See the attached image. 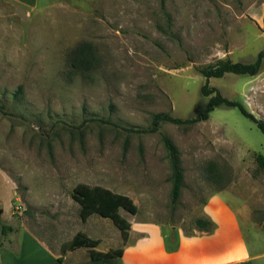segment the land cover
Listing matches in <instances>:
<instances>
[{
  "label": "rangeland",
  "instance_id": "rangeland-1",
  "mask_svg": "<svg viewBox=\"0 0 264 264\" xmlns=\"http://www.w3.org/2000/svg\"><path fill=\"white\" fill-rule=\"evenodd\" d=\"M263 14L264 0H39L33 8L0 0V246H22L29 231L52 247L78 230L108 242V232L94 228L103 217L81 221L71 197L78 184L129 196L137 211L120 209L127 220L189 231L219 189L264 219V170L255 159L264 156V135L237 108L142 131L154 113L187 118L205 107L201 68L254 61ZM83 41L97 59L75 71L71 58ZM209 85L264 120V60L256 75L226 73ZM164 136L183 168L175 203ZM2 224L12 227L5 237ZM24 247H36L31 237Z\"/></svg>",
  "mask_w": 264,
  "mask_h": 264
},
{
  "label": "crops",
  "instance_id": "crops-1",
  "mask_svg": "<svg viewBox=\"0 0 264 264\" xmlns=\"http://www.w3.org/2000/svg\"><path fill=\"white\" fill-rule=\"evenodd\" d=\"M12 1L26 8H33L39 3V0ZM258 22L264 27V14L261 19L258 18ZM225 191L216 190L203 202L201 215L210 218L215 225L210 232L195 228L186 232L181 226L135 218L128 220L130 228L124 241L121 231L118 228L115 230L103 217L96 220L94 228L106 230L108 242L81 230L77 232L97 239L98 244L93 249L98 252L122 248L119 257L94 262L90 259L88 247H78L62 254L61 246L68 243L77 232L58 247H52L44 238L29 231L24 232L22 238L31 237L32 243L36 245L32 252L24 247V240L20 243L22 246L15 248L2 245L0 264H35L30 258L35 257V254L45 259L39 264H264V228L259 223L261 219L254 218V210L246 201L229 192L236 201L234 203L226 199L223 195ZM90 216L81 221L87 223ZM247 228L252 231V235L249 233L248 236Z\"/></svg>",
  "mask_w": 264,
  "mask_h": 264
},
{
  "label": "trees",
  "instance_id": "trees-1",
  "mask_svg": "<svg viewBox=\"0 0 264 264\" xmlns=\"http://www.w3.org/2000/svg\"><path fill=\"white\" fill-rule=\"evenodd\" d=\"M96 59L92 44L83 41L78 43L75 47L70 64L75 71H89L94 66ZM263 60L264 46L258 51L256 58L252 62L243 63L232 61L230 59H218L215 63L201 68L200 72L205 78V83L200 87V92L202 95L208 97L205 107L196 113L195 116L187 118L175 117L166 112L154 113L149 128L142 131L155 132L158 130L160 122L163 121L178 125L194 124L200 121H205L209 118L210 113L215 108L225 106L228 108H237L244 117L255 123L257 128L264 135L263 119L256 118L239 100L228 99L223 96L215 86L209 85L210 78H220L226 73L248 76L256 75ZM1 108L2 106L0 104V109ZM163 142L168 151L171 169L170 180L172 184L171 198L172 202L175 203L180 197L181 189L183 187V168L181 166L177 147L166 136L163 137ZM255 159L258 167L264 170V156L262 154H257ZM71 197L74 201L79 203V216L82 221H85L92 214H98L101 217L109 218L121 231L123 240H126L127 231L130 228V222L120 214V209H124L132 215L137 211L136 205L129 196L114 192L109 188L100 185L90 186L86 184H78L73 188ZM259 223L262 224L264 228L263 219L259 220ZM214 226L215 225L210 218L205 215H200L194 218L193 225L189 231H192V229L195 228L197 230L210 232L214 229ZM1 229L2 236L5 237L7 232L12 230V227L2 224ZM185 231L189 232L187 230ZM97 244V239L90 238L84 233L77 232L68 243L61 246V252L64 254L68 250H73L78 247H88L90 248V259L94 262L106 261L121 255L122 248L104 253L98 252L93 249Z\"/></svg>",
  "mask_w": 264,
  "mask_h": 264
},
{
  "label": "water",
  "instance_id": "water-1",
  "mask_svg": "<svg viewBox=\"0 0 264 264\" xmlns=\"http://www.w3.org/2000/svg\"><path fill=\"white\" fill-rule=\"evenodd\" d=\"M2 213V209L0 208V214Z\"/></svg>",
  "mask_w": 264,
  "mask_h": 264
}]
</instances>
